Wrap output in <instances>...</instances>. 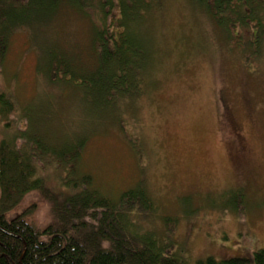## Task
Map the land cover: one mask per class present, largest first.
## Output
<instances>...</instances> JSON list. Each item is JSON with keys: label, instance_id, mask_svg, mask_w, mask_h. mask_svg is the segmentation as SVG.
Instances as JSON below:
<instances>
[{"label": "rangeland", "instance_id": "rangeland-1", "mask_svg": "<svg viewBox=\"0 0 264 264\" xmlns=\"http://www.w3.org/2000/svg\"><path fill=\"white\" fill-rule=\"evenodd\" d=\"M153 22L151 39L139 36L148 51L134 70L135 95H119L105 110L73 96L72 80L50 85L37 72L29 32L11 34L0 93L13 111L0 115V143L28 153L43 191L28 193L8 219L27 212L37 232L61 225L63 193L88 176L110 202L143 190L154 208L131 216L137 235L150 234L185 264L264 250V52L252 58L232 41L228 49L207 18L198 22L190 0H163ZM78 141L76 159L58 156ZM81 221L95 232L99 215Z\"/></svg>", "mask_w": 264, "mask_h": 264}, {"label": "trees", "instance_id": "trees-1", "mask_svg": "<svg viewBox=\"0 0 264 264\" xmlns=\"http://www.w3.org/2000/svg\"><path fill=\"white\" fill-rule=\"evenodd\" d=\"M190 2L198 22L207 18L228 49L232 41L248 48L244 54L252 58L264 52V0ZM162 3L163 0H0V61L11 34L27 30L38 54L37 72L44 80L52 86L61 83L57 86L63 89L72 80L75 88L69 92L73 96L86 95L101 109H109L119 95H135L134 70L148 51L140 37L151 39L153 21L160 15ZM71 26L73 30L68 32ZM44 28L47 31L42 32ZM12 111L10 100L0 93V115L7 116ZM82 146L83 142L78 141L73 150L58 156L67 154L76 159ZM34 169L28 153L18 152L9 142L0 143V264H185L176 253L168 254L166 245H159L150 234L137 235L131 216H140L141 212L147 215L154 208L151 198L141 189L125 192L116 202H110L91 188L85 176L79 179L77 192L63 193L66 217L60 215L61 225L52 222L53 227L37 232L27 223V212L8 219L28 193L43 191ZM78 183L73 180L68 185L76 187ZM127 207L132 211L128 212ZM97 213L99 222L91 232L81 218ZM196 264H264V250L224 260L207 257Z\"/></svg>", "mask_w": 264, "mask_h": 264}, {"label": "flooded vegetation", "instance_id": "flooded-vegetation-1", "mask_svg": "<svg viewBox=\"0 0 264 264\" xmlns=\"http://www.w3.org/2000/svg\"><path fill=\"white\" fill-rule=\"evenodd\" d=\"M230 133H231V137L234 139V144H239L242 146V142H243V137L242 134L240 133V130L234 125V123L232 121H230ZM241 155L236 154L238 156V158H242L244 156V153L242 150H240Z\"/></svg>", "mask_w": 264, "mask_h": 264}]
</instances>
